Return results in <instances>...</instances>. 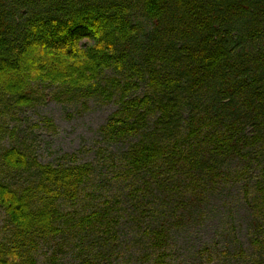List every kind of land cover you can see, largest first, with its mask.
Instances as JSON below:
<instances>
[{
  "label": "trees",
  "instance_id": "obj_1",
  "mask_svg": "<svg viewBox=\"0 0 264 264\" xmlns=\"http://www.w3.org/2000/svg\"><path fill=\"white\" fill-rule=\"evenodd\" d=\"M37 85L114 101L99 132L126 146L113 178L97 177L106 195L75 154L52 164L1 149L0 264H36L43 245L113 264L123 222L138 227L145 264H170L160 197L197 207L232 162L264 151V0H0V140L2 108L32 105Z\"/></svg>",
  "mask_w": 264,
  "mask_h": 264
},
{
  "label": "rangeland",
  "instance_id": "obj_2",
  "mask_svg": "<svg viewBox=\"0 0 264 264\" xmlns=\"http://www.w3.org/2000/svg\"><path fill=\"white\" fill-rule=\"evenodd\" d=\"M31 96L32 105L11 101L2 108L5 131L0 150L17 147L41 163L52 164L61 162L64 155L75 154L79 161L95 165L96 176L89 186L106 195L110 187L103 188L97 177L113 178L118 166L115 157L126 144H106L99 129L117 104L98 98L85 104L68 101L62 92L48 85L35 86ZM262 163L263 150L250 152L249 162H232L206 185L208 192L197 207L181 206L171 195L160 197L165 215H158L155 221L173 223L170 264H264V209L253 194L254 177ZM2 226L0 215V231ZM137 231L138 227L130 222L121 224L118 244L111 248L113 264H145L141 256L144 245L134 236ZM77 252L70 245H64L61 252L43 245L36 264H78ZM52 255L56 257L54 262Z\"/></svg>",
  "mask_w": 264,
  "mask_h": 264
}]
</instances>
